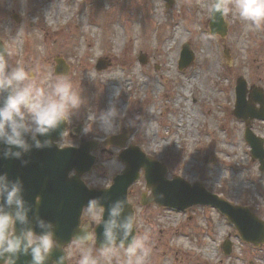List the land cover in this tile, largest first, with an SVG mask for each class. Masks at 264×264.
I'll return each mask as SVG.
<instances>
[{
    "label": "rangeland",
    "instance_id": "1",
    "mask_svg": "<svg viewBox=\"0 0 264 264\" xmlns=\"http://www.w3.org/2000/svg\"><path fill=\"white\" fill-rule=\"evenodd\" d=\"M212 3L174 0L167 7L164 0H0V38L10 64L38 68L41 87L66 78L83 97L68 120L71 133L59 144L96 142L90 151L95 164L82 176L86 184L107 186L124 166L118 158L121 148L105 144L110 136L92 122L94 115L114 106L118 115L112 135L124 134V147L136 145L164 164L166 178L178 175L189 183L200 181L213 192L222 190L226 199L248 205L264 220V172L251 159L242 125L230 112L235 83L227 78L230 68L232 75H247L249 84L264 92V29L249 30L229 14L224 16V38L210 35ZM220 40L231 50L229 59L217 46ZM185 41L195 59L181 70L178 61ZM56 58L68 66L66 75L54 73ZM98 58L110 65L97 70ZM149 121L154 128L145 135ZM84 126L92 131L84 134ZM257 126L256 133L264 136L263 123ZM145 191L150 192L141 173L129 202L136 215L135 235H149L148 264H264V244L246 245L219 212L141 205ZM225 238L232 244L230 254L221 249ZM69 255L71 264H78L76 245Z\"/></svg>",
    "mask_w": 264,
    "mask_h": 264
},
{
    "label": "clouds",
    "instance_id": "2",
    "mask_svg": "<svg viewBox=\"0 0 264 264\" xmlns=\"http://www.w3.org/2000/svg\"><path fill=\"white\" fill-rule=\"evenodd\" d=\"M209 11L213 15L232 14L249 30L264 29V0H214ZM6 57V53L0 54V156L19 159L26 164L23 157L33 148L53 146L51 134L67 123L84 100L68 79L59 78L47 87H41L37 67L12 65ZM90 77L94 79V76ZM117 115L116 108L109 107L99 116L94 115L92 122H98L105 137H109L116 126ZM153 128V122H147L145 135H151ZM91 131L92 128L87 126L82 129L84 134ZM23 193L20 178L10 179L7 173H0V261L19 264L21 257H30L26 264H48L54 249L63 252L55 239V225L42 218L38 211L34 212ZM128 206L127 198L108 199L107 202L101 197L89 199L88 213L95 215L100 223L103 239L99 255H93L91 248L86 247L92 236L87 228H81L76 236L78 264H113L114 261L118 264H148L151 255L149 235L147 231L140 236L133 234L136 215L126 211ZM66 262L67 256L62 254L52 264Z\"/></svg>",
    "mask_w": 264,
    "mask_h": 264
},
{
    "label": "water",
    "instance_id": "3",
    "mask_svg": "<svg viewBox=\"0 0 264 264\" xmlns=\"http://www.w3.org/2000/svg\"><path fill=\"white\" fill-rule=\"evenodd\" d=\"M167 6L173 3V0H165ZM210 29L213 33H219L225 35L226 25L223 21V17L219 14L213 15L211 13ZM0 54H5V49L0 40ZM194 59L193 52L189 49V44L183 45L180 59L178 62L179 68L183 69L190 65ZM58 62H60L58 60ZM144 63L145 58L140 60ZM107 61L99 59L96 65L97 70L106 68ZM67 66L63 65L57 67L56 73H65ZM245 83L240 81L236 88L237 104L235 108V114L239 117V113L246 105L247 109L251 111L252 116L255 114L252 112V107L247 106L244 101ZM261 101H263V95H261ZM65 123L60 125V128L51 134L52 141L63 133ZM246 139L253 147L254 158H259L261 166L264 168V151L259 147L260 144L256 138L250 133L245 134ZM43 139V137H41ZM108 142L117 143L119 146L124 145V135H116L108 138ZM94 148V144L89 142H82L79 148H63L57 150L54 147L44 148L39 153V149L31 150L28 152L27 163L22 164L19 159H11L9 169L0 167V173L4 170V173L11 175H30L31 177H38L37 179H30V183L42 184L41 207L45 208L47 204L45 201L52 199L58 200V208L60 212L47 213V217L55 220L57 226L55 228L56 235H62L58 237L59 243L63 246L67 243L71 237H76L79 233L74 229V218L76 215H80L82 206L88 204L89 199L93 197L104 198L107 202L108 199L115 200L117 198H127V189L129 185L135 181L139 176V169L144 170V176L146 179L147 187L151 189L152 195L148 198H143V203L156 202L161 206H168L177 209H184L194 204H208L217 207L223 213H225L231 221L235 223L243 239L248 242H252L255 245L264 243V222L257 218L254 214L248 211L244 207H236L223 199L207 193L202 187L200 189L199 184L189 185L181 178L175 176L172 180L164 178L166 168L158 161L153 160L145 155L137 146L129 145L127 148L119 153V158L125 163V169L117 174L110 187L103 189H86L81 183L79 175L91 168L95 161V157L89 155V150ZM3 159V157L0 156ZM6 164L0 161V165ZM33 168H41L44 172L39 173ZM75 169L76 176L69 180L67 179L68 172L71 169ZM11 170H13L11 172ZM26 183V179H22ZM49 195V199L46 198ZM107 207V203L105 205ZM57 208V210H58ZM126 211H132L131 204L127 207ZM48 212V211H47ZM38 214L42 217L40 204L38 206ZM107 215V212H105ZM103 219V216H102ZM77 222V220H76ZM39 232V230H37ZM134 234V233H133ZM96 238L100 245L103 236L102 228L100 224L96 227ZM230 244H225L226 252L229 251ZM55 259L63 254L62 250L56 249L54 251ZM53 253V254H54ZM30 259V257H27ZM54 257H52L53 259ZM52 260L48 261L51 264Z\"/></svg>",
    "mask_w": 264,
    "mask_h": 264
},
{
    "label": "flooded vegetation",
    "instance_id": "4",
    "mask_svg": "<svg viewBox=\"0 0 264 264\" xmlns=\"http://www.w3.org/2000/svg\"><path fill=\"white\" fill-rule=\"evenodd\" d=\"M21 20V19H20ZM20 23V22H19ZM262 34H264V32H262ZM19 41H20V45L22 46V42H21V37L19 36ZM229 51H231L229 49ZM230 67H235V66H230ZM230 75H227V78L230 80L231 82L234 81V83L237 82V80L239 81H245V95H244V101L246 102V104H248L247 106H251L252 107V112L255 114L254 117L252 116L251 111H249L246 107V105L242 108V111L239 113V117L235 114L234 112V103H235V93L233 94V101L232 98L230 100V105L229 108L231 109V113L234 116V118L242 125V133H243V139L246 143L245 140V130L248 129V131L252 132L253 134H255L256 137H258V141L260 143V145H262V149H264V136H261L259 134H257V130H258V126L257 124L263 123L264 126V97H263V101H261V93L264 92L262 90V88L258 87V86H252L253 84H249L250 80L247 78V75L245 74H235L232 75L230 68H228ZM235 85V84H234ZM234 88V87H233ZM68 133H71L68 131ZM247 144V143H246ZM250 152V151H249ZM259 166V164H258ZM260 168V166H259ZM29 179H37L38 177H26ZM134 186V185H133ZM43 187V185L40 184H34V183H29V185L26 186V188L31 189V192L29 193H23L24 194V199L27 201V203L32 207L33 211L36 212L38 211V206L41 202V197H40V191L42 190L41 188ZM38 201V202H37ZM54 212H56V201H54V207H53ZM60 211V210H59ZM88 210H86V208L83 209L82 211V215L80 217V227H84L87 225V223H89L90 225L93 224V221L91 218H88ZM32 215V213H30ZM33 226H34V222H33ZM19 229V225L17 226ZM76 242L72 241L71 245H75ZM68 251V248H67ZM69 253V251H68ZM67 253L68 259H67V264H71L70 261V257L69 254ZM0 264H7L6 261H0Z\"/></svg>",
    "mask_w": 264,
    "mask_h": 264
}]
</instances>
